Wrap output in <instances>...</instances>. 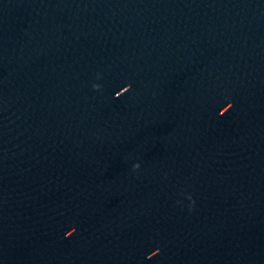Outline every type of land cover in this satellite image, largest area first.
Returning <instances> with one entry per match:
<instances>
[{"label":"water","instance_id":"obj_1","mask_svg":"<svg viewBox=\"0 0 264 264\" xmlns=\"http://www.w3.org/2000/svg\"><path fill=\"white\" fill-rule=\"evenodd\" d=\"M0 264H264V0H0Z\"/></svg>","mask_w":264,"mask_h":264}]
</instances>
